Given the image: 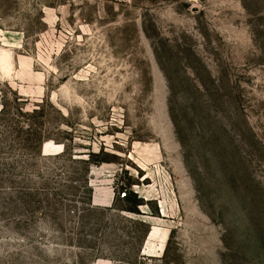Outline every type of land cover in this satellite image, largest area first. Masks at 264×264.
<instances>
[{
    "label": "rangeland",
    "instance_id": "1",
    "mask_svg": "<svg viewBox=\"0 0 264 264\" xmlns=\"http://www.w3.org/2000/svg\"><path fill=\"white\" fill-rule=\"evenodd\" d=\"M0 264H264V0H0Z\"/></svg>",
    "mask_w": 264,
    "mask_h": 264
},
{
    "label": "trees",
    "instance_id": "2",
    "mask_svg": "<svg viewBox=\"0 0 264 264\" xmlns=\"http://www.w3.org/2000/svg\"><path fill=\"white\" fill-rule=\"evenodd\" d=\"M175 92H176V89L174 88L173 91H172L171 97H170V101H169V112H170V116L172 117V120H173V122H174V124L176 126L177 131L180 133L182 129H180V126H179L180 123L178 122V120L175 117V112H176V105H175L176 93ZM181 143H182L183 146L185 145V141L183 139H181ZM186 162H187V164H189L188 156L186 157ZM126 197H127V195H126ZM128 201L131 202V203H134L135 207H132L127 212L139 214V211H138V209L136 207L144 205L142 203V201L141 200H137V197L135 195H131V197L128 199Z\"/></svg>",
    "mask_w": 264,
    "mask_h": 264
}]
</instances>
